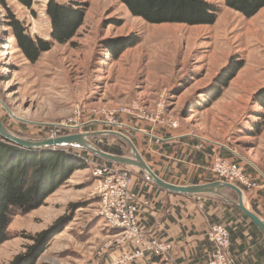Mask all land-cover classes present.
I'll return each mask as SVG.
<instances>
[{"label": "rangeland", "instance_id": "rangeland-1", "mask_svg": "<svg viewBox=\"0 0 264 264\" xmlns=\"http://www.w3.org/2000/svg\"><path fill=\"white\" fill-rule=\"evenodd\" d=\"M32 1L31 10L16 0L4 3L30 37L48 41V0ZM209 1L219 8L215 23L188 26L148 24L118 0H89L76 35L67 44L54 43L35 63L17 48L0 4V120L12 133L30 139L116 131L136 148L142 135L135 130L152 127L162 135L196 121L201 135L253 161L264 174V108L255 102L264 88V8L247 19L225 7L224 0ZM128 36L138 43L114 58L110 41ZM230 61L226 76L241 68L228 82L223 76L219 88H210ZM120 93L121 101L109 102ZM127 93L130 98H124ZM110 114L122 126L108 125ZM89 141L106 152L130 156L128 145L116 137ZM72 155L83 158L85 168L72 172L37 209L12 217L8 239L0 245V264L24 253L35 234L58 220L60 226L49 231L35 264H109L122 251L114 242L121 229L106 227L97 214L90 165L105 160L84 149H73ZM129 169L135 185L140 184L144 175ZM223 194L235 200L232 192Z\"/></svg>", "mask_w": 264, "mask_h": 264}, {"label": "crops", "instance_id": "crops-1", "mask_svg": "<svg viewBox=\"0 0 264 264\" xmlns=\"http://www.w3.org/2000/svg\"><path fill=\"white\" fill-rule=\"evenodd\" d=\"M130 94L124 98H130ZM122 99L120 93L109 98V102L116 104ZM196 123L193 122L189 128L165 130L162 135L154 134L152 127L145 131L135 130L132 126L129 128L142 135L137 148L152 171L172 184L195 185L215 181L209 166L216 155L245 162L250 166L246 167L247 172L258 183L256 189L244 188L245 206L264 220V174L253 161L246 162L227 146L205 138L195 129L199 126ZM252 159L258 160L256 156ZM136 180L134 176L133 192L138 199L148 202V206H143L138 214L140 226L146 235L169 243V254L176 264H206L213 250L206 236L212 224H222L227 228L229 254L235 264H264V235L222 197L173 195L144 179L135 185ZM135 264L145 263L139 261ZM152 264H157V260Z\"/></svg>", "mask_w": 264, "mask_h": 264}, {"label": "trees", "instance_id": "trees-1", "mask_svg": "<svg viewBox=\"0 0 264 264\" xmlns=\"http://www.w3.org/2000/svg\"><path fill=\"white\" fill-rule=\"evenodd\" d=\"M31 10L32 0H16ZM87 1L70 0L59 3L48 0L45 14L50 24V39L32 38L23 22L19 21L4 0L0 4L6 11L7 27L11 29L17 48L30 62L35 63L42 53L49 51L54 43L67 44L76 35L84 18ZM133 17L141 18L148 24H184L188 26L213 25L219 8L209 0H118ZM225 7L249 19L264 8V0H224ZM138 39L128 36L110 41L109 51L117 58L125 49L135 46ZM228 65L219 71L210 88H216L221 78L226 76ZM226 76L228 82L234 77ZM223 83V86L227 85ZM220 96V93H217ZM255 102L264 108V88L255 97ZM258 131L259 128H256ZM104 151H107L103 149ZM72 148L46 149L39 151L20 148L0 137V245L8 239V227L12 217L27 214L43 204V201L55 192L77 169L85 168V160L72 155ZM120 155V152H112ZM106 163L111 164L105 160ZM144 180H146L144 178ZM233 194V193H232ZM234 199L235 195L233 194ZM61 220L55 222L48 230L35 234L32 245L26 251L14 257L9 264H35L38 256L47 245V235L54 226H60ZM67 223H64L65 226ZM252 224V223H251ZM253 225V224H252ZM61 228V227H59ZM57 235V233L55 234ZM54 235V236H55ZM156 262V260L151 261Z\"/></svg>", "mask_w": 264, "mask_h": 264}, {"label": "built area", "instance_id": "built-area-1", "mask_svg": "<svg viewBox=\"0 0 264 264\" xmlns=\"http://www.w3.org/2000/svg\"><path fill=\"white\" fill-rule=\"evenodd\" d=\"M101 124L122 126L110 114ZM94 178V194L98 198L97 214L104 225L111 229H121L114 235V242L121 252L115 254L109 264L138 263L176 264L169 254L170 245L166 241L146 235L139 223L138 214L147 201L138 199L133 192L134 173L128 166L108 163H91ZM210 173L215 181L233 183L246 189H256L257 181L237 161L216 155L212 158ZM207 239L213 245L206 264H235L229 254L230 237L222 224H212L207 231ZM110 244V243H109Z\"/></svg>", "mask_w": 264, "mask_h": 264}, {"label": "water", "instance_id": "water-1", "mask_svg": "<svg viewBox=\"0 0 264 264\" xmlns=\"http://www.w3.org/2000/svg\"><path fill=\"white\" fill-rule=\"evenodd\" d=\"M96 136H113L120 139L126 145H128L130 149V156L127 157L116 155L99 149L89 141L90 138ZM0 137L3 140L10 142L20 148L32 151L58 148L84 149L108 162L121 166L136 168L144 175L145 179L149 183L161 191L167 192L169 194L182 196L210 194L222 197L224 201L234 205L239 211H241L243 215L247 217L250 222L264 235V220L245 206V195L241 188L233 183L222 181H213L195 185H176L164 181L152 171V169L137 151V148L133 142L122 133L116 131H100L91 133H78L54 138L30 139L12 133L0 120ZM225 190L232 192L236 199L229 200L226 198L223 194Z\"/></svg>", "mask_w": 264, "mask_h": 264}]
</instances>
